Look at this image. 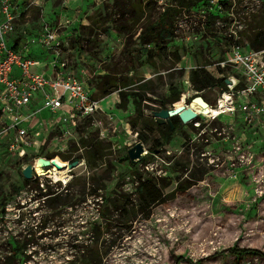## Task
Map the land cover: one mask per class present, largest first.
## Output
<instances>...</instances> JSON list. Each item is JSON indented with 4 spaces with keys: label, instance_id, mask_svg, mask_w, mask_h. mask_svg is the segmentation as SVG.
Returning <instances> with one entry per match:
<instances>
[{
    "label": "rangeland",
    "instance_id": "rangeland-1",
    "mask_svg": "<svg viewBox=\"0 0 264 264\" xmlns=\"http://www.w3.org/2000/svg\"><path fill=\"white\" fill-rule=\"evenodd\" d=\"M18 13L17 30L58 27L61 56L87 73L95 97L113 78L129 96L124 108L118 91L99 99L98 113L69 133L40 128L34 157L77 161L61 175L48 166L25 183V160L0 147V264H264L262 124L240 112L173 116L165 140L169 124L153 116L173 107L171 88L176 106L195 95L214 105L220 88L196 90L190 71L220 77L229 47H247L260 29L264 0H20ZM161 18L171 34L159 50L140 34ZM137 142L145 154L131 162ZM143 180L162 193L149 207L137 192Z\"/></svg>",
    "mask_w": 264,
    "mask_h": 264
},
{
    "label": "built area",
    "instance_id": "built-area-1",
    "mask_svg": "<svg viewBox=\"0 0 264 264\" xmlns=\"http://www.w3.org/2000/svg\"><path fill=\"white\" fill-rule=\"evenodd\" d=\"M19 4L20 0H0V147L32 163L36 177L41 173L34 155L44 142L38 140L40 128L48 129L47 134L51 130L66 134L101 108L87 73L75 71L61 56L58 27L17 30L23 12L18 13ZM218 64L226 72L229 66L236 67L240 74H220L225 88L209 106L221 112L211 118L240 112L243 123L257 121L264 127V49L231 45L228 57Z\"/></svg>",
    "mask_w": 264,
    "mask_h": 264
},
{
    "label": "trees",
    "instance_id": "trees-1",
    "mask_svg": "<svg viewBox=\"0 0 264 264\" xmlns=\"http://www.w3.org/2000/svg\"><path fill=\"white\" fill-rule=\"evenodd\" d=\"M162 19L163 18H161L157 26L152 25L146 28L145 31L142 30L140 34V38L143 40V42H146V40H148L152 42L159 50H161L162 48L160 41L164 37V32H168L169 36L171 34L169 27L167 26L165 22L162 21ZM259 26H260V29L254 33L253 37L249 40V45H247L246 48H249L252 50L264 49V13L263 15L259 17ZM145 37H147L148 39H145ZM225 72H226V69L218 66L219 74H224ZM190 79L196 90H203L205 88H211L213 86H216V87L218 86L219 88H225L224 77L222 76L214 77L204 67H198L196 69L191 70ZM126 85H127L126 83H123L120 80H115V78H113L109 83L103 84V86H100L98 88L99 91L97 93L98 94L97 98L101 99L113 93L114 91H118L120 100L116 105L117 107L124 108L127 106L129 94L121 91L120 88ZM171 90L173 92L172 93L173 96L170 102L173 103L172 106L175 107L176 105L174 104V102L178 101L179 93L175 92V90L172 88ZM132 102H133L136 115L139 117L142 116L143 111H142L141 101L133 97ZM171 120H172L174 127L173 129H171L170 125H168L166 131L163 132V138L165 140L170 139L171 134L174 132V130L177 127L175 125L173 118H171ZM54 158L55 160L63 161L58 156L50 157V159H54ZM64 159H68V158H64ZM34 180L35 179H33L32 181ZM24 182L29 183L31 182V180L24 179ZM16 190H18V188ZM137 192H138L140 202L146 205L147 207L160 201L161 195H162L161 191L159 190L158 187H156V185L150 182L148 183L147 181H144V180L138 183ZM233 252L241 253V254H248V255H253V254L262 255L260 251L246 249V248H240V249L234 248ZM178 259L180 260V258Z\"/></svg>",
    "mask_w": 264,
    "mask_h": 264
},
{
    "label": "water",
    "instance_id": "water-1",
    "mask_svg": "<svg viewBox=\"0 0 264 264\" xmlns=\"http://www.w3.org/2000/svg\"><path fill=\"white\" fill-rule=\"evenodd\" d=\"M192 104H195L197 107H199L200 111L202 112H208L209 111V103L205 100V98L201 95H195L191 98L190 103L188 106L185 105H178L175 107L171 108H163L158 111L153 112V116L156 118V122L158 124H165L168 123L173 129V123L171 118L173 116H178L182 122H188L193 119H195L198 114L196 111L193 110ZM145 149L142 143L137 142L133 146H131L128 151V158L130 159L131 162H135L140 160L144 153ZM38 162L42 163L43 167H48L51 166L50 163V158H44V157H39ZM77 164V161L67 163L68 168H72ZM59 168V166L57 165ZM22 173V179H31L34 177V169L33 165L30 162H27L24 164V166L21 169Z\"/></svg>",
    "mask_w": 264,
    "mask_h": 264
},
{
    "label": "bare ground",
    "instance_id": "bare-ground-1",
    "mask_svg": "<svg viewBox=\"0 0 264 264\" xmlns=\"http://www.w3.org/2000/svg\"><path fill=\"white\" fill-rule=\"evenodd\" d=\"M181 105H184V104H181ZM190 106H192L193 110L196 111V113L198 115L202 114V115H206V116H212V115L216 116V115H219V113L221 112L220 109H218V108L217 109L216 108H212L210 106H209V111L208 112H202V111H200L199 107H197L195 104H192ZM221 106H223V104H221ZM50 163H51V166H50V168H48V173H52L53 172V169H54L57 174L61 175L63 169H69L68 166H67V163L62 162V161L59 162L58 160H55V158L54 159H50ZM35 165H36L37 171L39 173H41L42 163L38 162V160H37L35 162ZM57 165L59 166V168L57 167Z\"/></svg>",
    "mask_w": 264,
    "mask_h": 264
},
{
    "label": "crops",
    "instance_id": "crops-1",
    "mask_svg": "<svg viewBox=\"0 0 264 264\" xmlns=\"http://www.w3.org/2000/svg\"><path fill=\"white\" fill-rule=\"evenodd\" d=\"M217 109V108H216ZM219 109V108H218Z\"/></svg>",
    "mask_w": 264,
    "mask_h": 264
},
{
    "label": "flooded vegetation",
    "instance_id": "flooded-vegetation-1",
    "mask_svg": "<svg viewBox=\"0 0 264 264\" xmlns=\"http://www.w3.org/2000/svg\"><path fill=\"white\" fill-rule=\"evenodd\" d=\"M211 114V113H210Z\"/></svg>",
    "mask_w": 264,
    "mask_h": 264
}]
</instances>
